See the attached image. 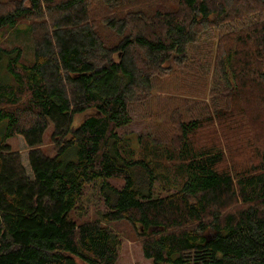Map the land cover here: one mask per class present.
Here are the masks:
<instances>
[{
    "label": "trees",
    "instance_id": "obj_1",
    "mask_svg": "<svg viewBox=\"0 0 264 264\" xmlns=\"http://www.w3.org/2000/svg\"><path fill=\"white\" fill-rule=\"evenodd\" d=\"M158 1L0 2L34 46L0 47V264H117L121 220L154 264H264V0ZM169 79V146L134 144L131 106ZM93 183L105 210L80 220Z\"/></svg>",
    "mask_w": 264,
    "mask_h": 264
},
{
    "label": "rangeland",
    "instance_id": "obj_2",
    "mask_svg": "<svg viewBox=\"0 0 264 264\" xmlns=\"http://www.w3.org/2000/svg\"><path fill=\"white\" fill-rule=\"evenodd\" d=\"M9 0H0V2H6ZM28 3V1H26ZM163 3L165 7L176 8L177 3L172 0H160L156 4ZM136 6V5H134ZM105 35L109 39H116L114 31L105 29ZM0 47L12 51L11 54L6 55L4 60L8 57H18L20 54V61L24 64H31L34 61V46L31 28L28 21L20 22L14 26L6 27L0 33ZM214 54V52H213ZM6 62V61H5ZM216 62H212L214 65ZM166 84L170 86L162 87L155 90L149 100L136 101L131 106V112L133 115L132 123L122 130L123 133L131 134L134 144L137 143L138 136L146 144L145 146L150 149L153 145L152 139H157L162 142L163 146H169L170 137L167 135V124H165L164 115H158L163 101L162 97L167 96L171 91L169 88H174V83L169 79ZM200 85V83H198ZM203 85L194 87L193 89L198 91L202 89ZM209 88V87H208ZM193 98H203L202 93H198ZM90 113H79L75 115V125L81 123L87 115ZM54 125L50 124L45 130L43 136V142L40 144V149L49 156L56 155V145L53 142L52 134ZM8 142L12 146L13 150L19 149V139L17 136H11ZM154 144V143H153ZM117 187H121L124 184L122 177H110L107 179ZM100 183V181H99ZM98 183V184H99ZM97 183L88 185L85 189L84 195L79 203L78 219H95L98 214L105 210L103 199L99 192ZM111 227L119 234L121 238L120 245V257L117 264H154L152 260L147 259L142 251L141 240L138 236L137 229L127 220H121L112 222Z\"/></svg>",
    "mask_w": 264,
    "mask_h": 264
}]
</instances>
